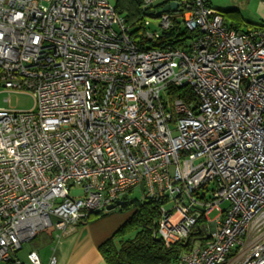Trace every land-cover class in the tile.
Returning <instances> with one entry per match:
<instances>
[{"label": "built area", "instance_id": "1", "mask_svg": "<svg viewBox=\"0 0 264 264\" xmlns=\"http://www.w3.org/2000/svg\"><path fill=\"white\" fill-rule=\"evenodd\" d=\"M165 1L196 33L185 48L139 45L109 0H0V92L34 99L0 108V262L142 187L162 203L155 236L189 240L176 264H264V27L232 28L210 0ZM172 24L160 12L143 35ZM182 86L193 99L173 96Z\"/></svg>", "mask_w": 264, "mask_h": 264}, {"label": "trees", "instance_id": "2", "mask_svg": "<svg viewBox=\"0 0 264 264\" xmlns=\"http://www.w3.org/2000/svg\"><path fill=\"white\" fill-rule=\"evenodd\" d=\"M168 2L165 0L159 1L152 6L151 9L153 10L143 8L142 0H116L114 6L129 26L132 39L139 45L147 44V47L150 48H164L167 46L185 48L188 46V39H193L196 33L184 25V9L182 7L169 10L173 15V24L170 29L163 32L159 39L148 41L143 35L145 19L157 17L160 8ZM219 11L230 27L243 30L242 23L239 20H233L230 11ZM229 16L232 18L230 21L227 20ZM255 27H264V21L261 24H252V28ZM172 94L173 96L180 95L185 101L194 98L187 86L174 87ZM123 200L126 201L125 204L116 209L121 211L131 210L130 217L116 231L114 236L103 242L99 247L107 264H176L179 255L187 251L190 245L177 242L168 247L162 239L155 236L162 203L154 198H145L143 202L137 199L127 200L125 197ZM101 215L105 214H92L86 219ZM204 225L205 222L201 218L196 229L192 232L191 240L205 238Z\"/></svg>", "mask_w": 264, "mask_h": 264}, {"label": "crops", "instance_id": "3", "mask_svg": "<svg viewBox=\"0 0 264 264\" xmlns=\"http://www.w3.org/2000/svg\"><path fill=\"white\" fill-rule=\"evenodd\" d=\"M262 18L264 20V14ZM114 213L83 219L68 232L44 230L24 242L13 259L0 264H32L29 259L32 251L37 253L41 264H51L52 258H55L54 264H107L99 247L114 236L131 215L125 218Z\"/></svg>", "mask_w": 264, "mask_h": 264}, {"label": "rangeland", "instance_id": "4", "mask_svg": "<svg viewBox=\"0 0 264 264\" xmlns=\"http://www.w3.org/2000/svg\"><path fill=\"white\" fill-rule=\"evenodd\" d=\"M110 3L115 4L116 0H109ZM213 7L221 11H230L232 13L233 20H239L242 23L243 31L251 29L252 24L263 23L262 15L264 9L261 0H210ZM232 18L229 16L227 20L230 21ZM152 23V18H147ZM149 31H154L155 28L150 25L147 27ZM192 39H188L187 44H191ZM34 107V99L28 93H17V92H0V108H11L15 110H30ZM212 186H210L211 188ZM72 196H81L83 190L81 187H73L70 191ZM127 200L137 199L141 202L145 200V193L142 187H136L131 192L124 196ZM229 203L225 202L222 207L225 208ZM121 214L125 218L131 214V210L125 209L121 211L119 209L111 211L110 213ZM121 212V213H120ZM214 216V213L211 214ZM28 242V241H26ZM26 244V243H24Z\"/></svg>", "mask_w": 264, "mask_h": 264}, {"label": "water", "instance_id": "5", "mask_svg": "<svg viewBox=\"0 0 264 264\" xmlns=\"http://www.w3.org/2000/svg\"><path fill=\"white\" fill-rule=\"evenodd\" d=\"M178 7H179V3H178V2H171V3H169V4H166L164 7H162V8L158 11V13H160V12H167V11H169L170 9H176V8H178ZM125 202H126L125 200H118V201H116L114 204L110 205V206L108 207V209H109V210H114V209H116L117 207L124 205ZM188 242H189V240H187L184 244L187 245Z\"/></svg>", "mask_w": 264, "mask_h": 264}]
</instances>
